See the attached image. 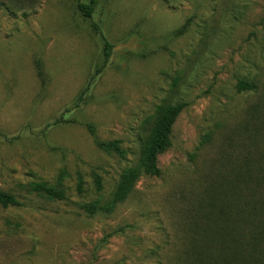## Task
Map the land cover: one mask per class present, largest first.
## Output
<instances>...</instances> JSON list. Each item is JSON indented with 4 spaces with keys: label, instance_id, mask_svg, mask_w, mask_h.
<instances>
[{
    "label": "rangeland",
    "instance_id": "1",
    "mask_svg": "<svg viewBox=\"0 0 264 264\" xmlns=\"http://www.w3.org/2000/svg\"><path fill=\"white\" fill-rule=\"evenodd\" d=\"M90 2L0 0V191L24 205L0 206V264H263L264 0H96L88 18ZM178 103L161 175L82 210Z\"/></svg>",
    "mask_w": 264,
    "mask_h": 264
},
{
    "label": "trees",
    "instance_id": "2",
    "mask_svg": "<svg viewBox=\"0 0 264 264\" xmlns=\"http://www.w3.org/2000/svg\"><path fill=\"white\" fill-rule=\"evenodd\" d=\"M95 6L96 0H91L89 5H81L80 9L83 11L86 17L91 18L95 11ZM111 48L112 45L107 43V57H110ZM239 89L240 91H247L251 90L252 87L245 82H240ZM186 107L187 105L185 103H178L176 105L159 108L156 123L150 133L148 140L144 144L141 157L137 165L124 170L112 195V200L104 207H100L98 201H93L90 204H81V209L92 216L101 211L112 213L117 205L125 202L133 193L135 186L141 177H159L161 172L158 167V158L171 148L174 126ZM90 131L93 133L92 127H90ZM96 144L100 150L108 155H115L121 159L126 158V152L121 148L120 142L118 141L100 142L97 140ZM94 179L97 190L101 192L103 190L101 176L96 174L94 175ZM83 186L84 183L80 181L77 188L79 194L85 193ZM30 187L31 191L37 193L39 197L50 201H61L65 198L66 190L63 189L61 182L57 184L41 182L38 184H33ZM0 206L7 209L20 208L24 205L14 196L0 191Z\"/></svg>",
    "mask_w": 264,
    "mask_h": 264
}]
</instances>
